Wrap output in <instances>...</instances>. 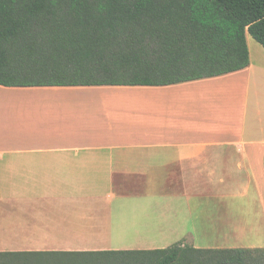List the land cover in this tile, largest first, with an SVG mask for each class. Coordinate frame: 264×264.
<instances>
[{
  "label": "crops",
  "instance_id": "1",
  "mask_svg": "<svg viewBox=\"0 0 264 264\" xmlns=\"http://www.w3.org/2000/svg\"><path fill=\"white\" fill-rule=\"evenodd\" d=\"M250 36V65L220 77L0 86V254L264 249V47Z\"/></svg>",
  "mask_w": 264,
  "mask_h": 264
},
{
  "label": "trees",
  "instance_id": "2",
  "mask_svg": "<svg viewBox=\"0 0 264 264\" xmlns=\"http://www.w3.org/2000/svg\"><path fill=\"white\" fill-rule=\"evenodd\" d=\"M264 0H0V86H172L250 65ZM135 256L138 264H264V249L3 253L0 259Z\"/></svg>",
  "mask_w": 264,
  "mask_h": 264
},
{
  "label": "rangeland",
  "instance_id": "3",
  "mask_svg": "<svg viewBox=\"0 0 264 264\" xmlns=\"http://www.w3.org/2000/svg\"><path fill=\"white\" fill-rule=\"evenodd\" d=\"M251 37V36H250ZM253 39V38H252ZM202 243L208 240L201 238ZM149 257L135 256H100V257H53V258H30V259H0V264H138ZM160 262V259L159 261ZM158 262L156 264H158Z\"/></svg>",
  "mask_w": 264,
  "mask_h": 264
}]
</instances>
